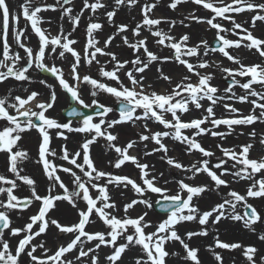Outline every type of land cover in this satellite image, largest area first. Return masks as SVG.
Returning <instances> with one entry per match:
<instances>
[{
  "label": "snow or ice",
  "instance_id": "6c2138e0",
  "mask_svg": "<svg viewBox=\"0 0 264 264\" xmlns=\"http://www.w3.org/2000/svg\"><path fill=\"white\" fill-rule=\"evenodd\" d=\"M187 2L189 0H170L168 7L175 10L179 4ZM191 2L208 10L209 17L190 14L184 19L205 23L210 29H214L217 46L210 47L207 40L191 44V37L188 34H183L179 38L170 35L176 21L151 16L160 0L145 3L141 7L142 20L134 27L126 23L117 24L114 18L122 7L132 9L139 4V0H112L111 10H106L109 5L105 0H82V7L75 14H73L74 0H55V4L24 0L19 6V12H12L6 0H0V46H2L0 83L9 78L32 83V78L28 75L31 69L47 72L55 78L60 88L76 105L83 108L94 107L96 117L100 118L95 122L93 116L84 115L76 107H72L67 115L82 116L79 126H73L71 122H59L46 115L54 107L57 93L54 86L48 84L45 79L39 80L40 84L49 89V97L45 101L38 99L40 93L37 91L29 93L27 89L25 92L28 94L25 97L20 95L13 97L11 90L8 96L0 97V121L6 122L0 127V154L6 156L7 172L0 174V264H21V259L25 255L29 258L30 264H100L98 250L102 246L112 249L111 253L104 257L107 264H120L123 255L137 247L139 255L133 257L134 264H168V257L178 255L176 252L170 253L166 248L168 243L174 241L179 242L185 252L181 259L190 261L191 264H201L198 258L199 249L190 247L185 242V239L178 234L177 225L198 221L202 226L199 231L185 233L187 240H191L193 237L208 236L209 231L205 226L209 222L216 225L223 219H230L241 222L243 227L251 232L256 231L254 225L264 223V216L248 203V198H264V156L259 159L250 157L252 143L240 145L239 151L216 144L215 147L222 153V157H217L216 162L213 163L211 158L215 153L202 146L198 139L204 135L224 139L234 131V126L253 125L257 121L264 123V64H244L240 57L233 56L229 51L244 47L249 51L254 49L261 58H264V39L254 36L249 28L238 23L232 15L254 12L251 17V28H255L257 21L264 22V3H257L256 0H191ZM102 9L106 10L104 15L107 23L113 26L115 31L103 41V47L99 46L100 40L97 39L96 34L102 31L104 26L97 22L98 18L96 20L90 18L85 28L86 43L81 53L74 47L77 41L71 38L72 32L78 28L86 10L95 15ZM49 10L59 11L60 19L66 18L71 24L72 31L66 33L62 24L56 35L42 28L40 25L46 21L39 14ZM21 15L38 38L36 48L26 43L29 40L26 35L27 29L18 26ZM218 19L228 21L231 27L216 22ZM47 22L51 23V21ZM162 23L169 24V32L159 27ZM180 23L188 27L184 24V20ZM145 30L155 39L156 45L170 49L172 54L161 57L151 51L148 47V37L142 36ZM127 32H131L137 39L130 40L124 35ZM229 33L238 38L229 39ZM9 35L12 43H9ZM117 37H120L123 45L131 50L132 59L121 60L115 52L107 50ZM14 47L22 49L24 55L15 52ZM209 53H219L237 67H224L216 61H209L206 59ZM69 55L72 58L69 74L72 81H75L74 84L65 78L62 68L55 63L49 65L46 62L49 59L66 60ZM98 56L108 57V60L101 64ZM167 62L182 66L185 70L179 74L175 82L171 75L163 71L162 65ZM94 63L99 66L100 79L88 74L81 75L80 68L83 65L90 67ZM154 63L158 65L157 80H163L169 85L163 91L155 90L151 83L146 82L147 77L144 73ZM108 65H111V69ZM213 67L230 81L223 89L224 95H220V89L212 84L213 74L206 71ZM121 73L126 77L128 84L121 79ZM244 78L248 79L244 80ZM81 85L90 87L91 103H86L82 98ZM254 86H259L262 90L258 91ZM235 87L244 90L245 94L236 95ZM100 94H107L115 100L119 106L118 118L107 119L114 108L101 103L97 98ZM228 101L248 103L252 106L251 111L248 115L239 114L238 109ZM32 104H35L38 111L33 110L30 106ZM218 104H222L231 118L216 117L215 108ZM193 108L202 110L201 116L187 121L182 119L184 114L191 112ZM257 110H259L258 114ZM141 121L144 131L138 134L137 139L129 140L124 146L115 143L119 137L110 131L111 129L128 123L135 126ZM149 121L162 126V130L152 131ZM221 125L226 126L229 131H216ZM53 129L57 130L56 136L64 141L69 139L66 133L83 134L84 140L75 151H70L66 145H62L58 154L50 146L52 140L50 130ZM31 130H35L40 137L36 163L42 166L43 174L49 181L46 195L39 194L36 181L32 177L22 174L24 168L21 165L30 159V154L21 148L19 142L23 139V134ZM248 135L254 139L257 133L253 130ZM98 138L106 141V149L116 153L115 160L110 161L112 167L120 169L130 163L138 170L139 183L129 176L115 175L96 167L90 152L91 146L98 142ZM165 138L183 145L184 151L189 155L194 152L199 153L201 159L190 166H185L175 157L168 155L171 149L164 143ZM146 142H151L154 147L145 150L144 156L161 153L160 159L169 169L191 173L186 176L188 180L194 179L199 174H205L212 183L190 185L185 179H178L174 181L178 190L170 195V190L159 184L164 173L153 174L154 166L141 162L137 155L130 153V150L141 143L147 149ZM259 143L264 146V134H261ZM55 158L66 162L69 166L55 164L53 162ZM229 161L232 162L230 167H225ZM74 169L78 170L79 174ZM60 172L72 178L71 183L74 187L71 191L58 174ZM224 176H231L234 181H249L246 193L240 194L230 190L227 193L228 198L223 199V202L201 212L193 203L194 198H199L203 193L210 191H215L219 195L222 186L229 187V181L225 180ZM21 183L28 186L30 196L19 197L15 194ZM168 183L169 181L165 179L164 184ZM109 186L117 189H128L130 186L139 198L125 203L123 215H117L120 209L110 195ZM57 187L63 190V194H53ZM92 190L97 194L93 195ZM149 192L158 194L160 199L156 203L160 204L161 209L167 214L166 219L155 225L147 219V211L136 217L128 215L129 210L136 205H144L146 209L152 208V202L144 198ZM120 194L123 195L122 192ZM78 200L83 201L86 208L80 209ZM34 201L40 202L37 213L31 215L23 227H13L11 213L28 209ZM57 201H66L77 209L79 218L76 223L61 224L57 219L49 216L50 210L56 207ZM241 205L245 209L242 214L236 211ZM93 216L103 223V231L87 230L86 226L93 223L91 220ZM51 227H55L59 233L71 235L72 239L49 254L51 250L45 247V241L39 243L33 241L46 234ZM149 228H154V231H146ZM6 231L11 237L18 238L14 248L10 241L4 238ZM258 239L264 241V232L258 234ZM120 240L124 242L118 243ZM213 240L214 245L209 246L207 251L212 253L217 264H223L221 254L215 251L217 248L229 251L242 249L247 264H257L258 249L255 246L224 242L218 235L214 236ZM91 242L95 243L89 247ZM38 250L40 255H37ZM73 252L77 254L72 259H68L67 256ZM259 264H264V256L259 257Z\"/></svg>",
  "mask_w": 264,
  "mask_h": 264
},
{
  "label": "rangeland",
  "instance_id": "374dc122",
  "mask_svg": "<svg viewBox=\"0 0 264 264\" xmlns=\"http://www.w3.org/2000/svg\"><path fill=\"white\" fill-rule=\"evenodd\" d=\"M155 0H139V4L132 8L131 10H127L126 8L122 7L121 10L117 13L115 16V22L117 24L120 23H126L130 26L134 27L137 22L142 20V14H141V7L145 3H153ZM163 1V8L164 12L162 14V18L169 20V21H176L175 28L172 27L171 31H176L175 36L176 38H179L183 34H188L193 40L190 42L191 44H196L201 40H207L209 42V45L211 47V43L215 40V30L210 29L207 24L205 23H196L194 20L188 19L185 20V17H188L190 14H195L198 17H209V11L205 10L201 5H196L189 0L187 3H182L180 5L184 6V10L181 9H175L172 10L168 7L170 0H162ZM10 10L12 12H19L20 8L19 6L24 3V0H6ZM37 2H43L46 4H55V0H37ZM257 3H264V0H256ZM105 3L109 5V8L106 10H111L112 7V0H105ZM74 13L78 12L80 8L82 7V0H74ZM105 9L98 10V12L93 15L90 11H85L84 15L81 18L80 24L76 31L72 32V37L77 41V44L74 46L77 50L81 51L83 50V47L86 43V34H85V28L87 26V23L89 22L90 18L92 20H96L98 18L97 22H100L103 24V30L98 32L97 39L100 40V45L103 47V41L107 38L108 35H111L115 29L113 26L109 25L107 23L106 16L104 15ZM250 14L254 15V12H249ZM234 15L236 20L239 19V17L242 15ZM43 19L44 23H42L40 26L44 29H48V31L52 35H56L59 32L60 25L62 24L64 27V31L71 32L72 27L71 24L68 22V20L65 18L64 20L60 19V12L59 11H43L39 14ZM153 17V15H151ZM181 20H184V24H187L188 27H185L183 24L180 23ZM47 21H51V23H48ZM216 22L223 23L225 27L230 28L231 24L228 21H220L219 19ZM241 23V22H238ZM261 27L260 30L263 31V34L258 36L261 39H264V22H258ZM242 24V23H241ZM19 28H26L27 32L26 35H28L29 40L26 42L28 43V46L36 48L38 43V38L35 36L34 33L31 31L30 24L26 23L23 16L21 15L19 20ZM244 27L249 28L253 35L255 36V30L251 28L250 26H246L243 24ZM169 31V25L166 28ZM124 35H127L130 40H135L137 38L132 36L131 32L124 33ZM142 36L148 37V47L151 51L156 53L157 55L164 57V56H170L171 50L167 48H162L161 46L156 45L155 39L151 37L150 33L146 30L143 32ZM142 38V37H141ZM229 39H237L238 37L232 36L231 33L228 34ZM9 43H12V38L9 35ZM156 46L157 50H152V47ZM15 52H19L21 55H24L23 50L19 47H14L13 49ZM110 52H115L118 57L121 60L125 59H132V53L131 50L128 49L126 46L123 45L122 40L120 37H117L112 45L107 49ZM230 54L233 56H238L242 60L244 64H264V58H261L258 53L255 52V50L249 51L248 49L241 47L239 49L233 48L229 49ZM0 52H2V46H0ZM2 58V56H0ZM101 64H103L106 60H108V57L104 56H98L97 57ZM71 56L69 55L66 60H60V59H49L46 62L51 65L55 63L58 67L62 68L65 73V78L69 80L70 83H75V81H72L71 76L69 74L70 72V62H71ZM209 61H216L217 63L222 64L224 67H232L235 68L237 65L230 62L226 57H223L219 53H209V56L206 57ZM164 64H166L171 70H168L167 67L165 68ZM162 65L163 71L171 75L175 80L179 78V74L183 73L185 70L182 66H177L175 63L167 62ZM157 64H153L149 70H147L144 75L147 77V83H151L155 90L157 91H163L164 89L168 88L169 85L163 81V80H157ZM98 65L95 63L91 65L90 67L88 65H83L80 68L81 75L88 74L91 75L93 78L100 79L98 76ZM108 68L111 69V65H108ZM2 70V69H0ZM206 71L211 72L214 76V79L212 80V84L220 89L219 94L224 95L223 89L226 87L223 84V80L226 79L224 74H222L219 70L213 68H209ZM29 75L31 78L35 79L36 84H31L29 82H21L16 81L13 78H9L8 80L4 81L3 83H0V97L8 96L9 90H11L12 96L20 95L21 97H25L28 93L25 92V89L28 90L30 93L31 91H37L40 93V96L38 97L39 100L45 101L49 97V89L46 88L44 85L39 83V80L45 79L48 84L53 85L55 88V91L57 93V101L52 109H50L46 115L55 118L59 122H66L63 117L61 116V111L64 110L66 107L69 106L68 98L65 94V92L60 88L58 82L55 80L54 77H52L47 72H40L39 70H36L35 68L31 69L29 71ZM121 79L124 80L125 84H128V81L126 77H124L123 73L120 74ZM193 80L195 81V77H193ZM228 80V79H227ZM108 83H114L111 81H106ZM38 85V87L33 86ZM257 88L258 91H261L262 89L259 88V86H254ZM80 91L82 98L85 100L86 103H91L92 97L90 96V87L87 85H81ZM234 92L236 95H243L244 90H242L239 87L234 88ZM99 101L101 103H104L108 106L113 107L116 102L115 100L108 96L107 94H100L98 97ZM11 102V98H10ZM228 103L233 104L234 107H236L239 111V114L242 115H248L251 111V105L248 103H239L235 101H228ZM207 104V102H205ZM33 110H37L35 108V104L30 105ZM216 117H225V118H231L230 114L223 108L222 104H218L215 108ZM259 113V110H257V114ZM13 114H15L13 112ZM202 114V110H197L195 108L192 109L191 112L184 114L182 119L184 120H190L194 118H199ZM118 118V115L113 111L112 113H109L107 119H115ZM99 117L95 118L94 121L98 122ZM6 122L0 121V127H2ZM149 127L152 129V131L162 130V126H159L157 124L152 123L151 121L148 122ZM73 126H79V123H72ZM143 122H138L137 125H132L131 123L128 124H121L116 126L114 129H111L114 134H117L119 139L115 142L116 144L120 146H124L129 140L137 139L138 134L143 132L144 129L142 127ZM205 127H211V125H204ZM262 126L264 127V123H261L257 121L253 125L248 126H234V131L231 132L230 135L225 136L224 139H221L219 137H212L211 135H204L199 137L202 146L212 150L215 153V156L212 157V162H216L217 157H222V153L215 147L216 144H221L225 148H233L239 151V146L244 145L247 143H252L253 148L250 152V157L253 159H259L260 157L264 156V146H261L259 143V139L261 134H264L263 130L261 129ZM237 128V129H236ZM264 129V128H263ZM253 130L256 131L257 136L253 139L248 134L252 132ZM55 129L50 130V134L52 137L51 140V148L55 149L57 153L59 154L60 148L62 145H66L67 148L70 151H75L78 149V146L80 143L84 140L83 134L78 133H66L69 136V139L67 141H64L62 138H59L56 136ZM216 131L220 132H228V128L224 125H221ZM243 133V134H241ZM40 137L38 133L35 130L28 131L23 134V139L19 142L21 148L28 151L30 154V159L23 162L21 167L24 168V172L22 174L29 175L36 181V188L39 194L46 195L47 194V187L49 184V181L43 174L42 166L36 163V160L38 159V144H39ZM147 143V149L144 148V144H137V146L130 150V153L132 155H137L141 162L148 163L149 165L154 166V173L155 175H159V173L163 172L164 177L160 180L159 184L161 187L168 188L169 194L173 195L178 190L177 184L174 182L178 179H185V182L190 185H202V184H211L212 182L205 174H199L194 179L188 180L186 179V176L191 175V173H184L177 171L175 169H169L168 165L160 159L161 153H155L151 156H144L143 153L145 150H151L154 145L151 142ZM164 143L169 146L171 149L168 153L169 156L175 157L179 162L184 164L185 166H190L192 163L196 162L197 160L201 159L199 153H192L191 155L187 154L184 151V146L180 145L179 143H176L172 141L169 138H165ZM106 141L103 138H98V142L93 144L91 146V157L95 162V165L97 168L111 172L115 175H125L129 176L134 180H138V170L134 168L133 165L130 163L122 166L120 169H116L112 167V164L110 161H114L116 158V153L111 149H106ZM52 159V158H50ZM225 159H227L225 157ZM55 164H64V166L67 165L66 162L59 160L58 158H55L53 161ZM231 161H229L228 165H225V167H230ZM76 170V169H74ZM78 172V170H76ZM0 174H7L6 172V156L4 154H0ZM62 180L64 181L65 185L69 188V191L73 189V185L71 183V177L65 173H58ZM79 174V172H78ZM10 175V174H8ZM225 180H232L233 184H240L241 182H244L246 187L249 185V181L245 180H238L234 181L233 177L231 176H224ZM167 179L169 181L168 184H164V180ZM104 181L102 180L101 183ZM20 183V182H18ZM240 186V185H238ZM110 187V195L112 199L116 202L118 208L120 209V212L116 213L117 215H123V205L125 203L130 202L132 199H138L136 193H134L130 186L128 189H117L113 186ZM240 194L242 193V188H236L233 189ZM93 191V195H96L97 193L95 190ZM123 193L121 195L120 193ZM228 191H225L222 189V187L219 189V195L215 191L205 192L203 193L199 198H194L193 203L199 207L200 211H207L210 210L212 206H214L217 203L223 202V199L228 198L227 193ZM63 194V190L59 189V187L56 188L55 192L53 194ZM15 194L19 197H27L30 196V190L28 186L23 185L21 183L20 187L15 191ZM145 199H148L152 202V205L156 203L157 200L160 199L158 194L153 193H146ZM56 207L49 212V216L51 218L57 219L61 224H73L78 221V213L77 209L75 208L74 213H72V216L70 218H67L69 215V212L73 211V207L68 204L66 201H57ZM248 203L253 205L258 212L261 214V216H264V198H248ZM78 207L80 209L86 208V205L83 201H77ZM40 206V202L34 201L31 206L28 209H25L23 211H13L11 213V219L13 221L12 226L13 227H23L25 223L28 222V218L31 215H34L37 213ZM144 211L148 212L147 219L151 221L154 225L158 224L162 220L166 219L167 216H160L156 214L153 209H146L144 205H136L133 209L129 210L128 215L132 217H136L139 214L143 213ZM237 212L243 213L244 208L243 206H238L236 209ZM91 220L93 223L87 225V230L89 232H95V231H103L104 225L101 221L98 220L97 217L93 216L91 217ZM226 220V219H225ZM229 221V220H227ZM220 222H223L221 220ZM240 227L243 230L242 235L241 231L238 235L234 237V239L228 240L227 236L229 235V231L226 230V228L221 224L218 223L216 225H212L211 222H209L207 227L209 231L208 236H199V237H193L191 240H187L185 237V233L189 231H199L202 226L199 225L198 221H190V222H183L176 226L178 234L185 239V242L189 244L190 247H194L199 249L198 252V258L201 261V264H217V262L214 260L213 255L211 252L207 251L209 246L214 245L213 237L218 235L221 241L233 243L238 242L244 246H255L258 249V253L256 256L257 264H259V257L264 256V241H260L258 239V234L260 232H264V228L262 223H258L254 225L256 231L251 232L248 229L244 228L242 223L239 222ZM35 227V226H34ZM146 231L151 232L154 231V228H149ZM5 239H8L13 246L15 247L18 238L11 237L7 231L5 233ZM72 239L71 235H65L62 233H59L55 227H51L46 234H42L39 238L33 241V243H39L40 241H45V247L49 248L51 251L49 254H52L60 245L64 244L66 245L70 240ZM211 239V240H210ZM123 240L118 241V243H123ZM95 242H91L88 246L91 247L94 245ZM167 250L171 252L178 253L177 256H170L167 258L168 264H191L190 261H185L181 259L185 255V252L182 248V246L179 244V242H170L166 246ZM112 251L109 247L102 246L101 249L98 250L99 258L104 259V256L110 254ZM216 252H219L223 258V264H226L228 261V258H231L230 263L231 264H247V261L245 257L242 255V249H236V250H225V249H215ZM77 253L73 252L67 256L68 259H72ZM106 254V255H102ZM37 255H40V251L38 250ZM139 255V248H133L128 250L123 255V260L121 263L125 260L132 261L134 263L133 257ZM104 262L107 264V262L104 260ZM103 263V261H102ZM101 263V264H102ZM21 264H30L29 258L25 255L21 259Z\"/></svg>",
  "mask_w": 264,
  "mask_h": 264
},
{
  "label": "bare ground",
  "instance_id": "6f19581e",
  "mask_svg": "<svg viewBox=\"0 0 264 264\" xmlns=\"http://www.w3.org/2000/svg\"><path fill=\"white\" fill-rule=\"evenodd\" d=\"M153 2H155V1H153ZM124 8H126L128 11L129 10H131V9H129V8H127V7H124ZM177 9H181V10H184V6H182V5H178V7H177ZM164 12V8H163V1L162 0H160V3L158 4V6L153 10V12L151 13V15H153V17L152 18H162V14L161 13H163ZM241 13H239V14H232V15H240ZM253 15L252 14H250L249 12H243V14L239 17V19L238 20H236L237 22H241L242 24H245L246 26H250L251 27V17H252ZM259 21H257V23H256V27L255 28H253L255 31V36L256 37H258V36H260V35H262L263 34V31H261L260 30V27H261V25L258 23ZM169 24L168 23H162L161 25H159V27L163 30V31H165V32H169L166 28H167V26H168ZM175 28V27H174ZM264 28V27H263ZM175 33H176V31H171L170 32V35H175ZM191 40H193L192 38H191ZM190 40V42H192ZM152 50H157V47L156 46H154V47H152ZM164 66H165V68L167 67V69L168 70H171V68H169L166 64H164ZM28 75H29V73H28ZM30 76V75H29ZM32 83L33 84H36L35 83V79H33L32 78ZM31 83V84H32ZM33 86H36V87H38V85H33ZM264 127L262 126V130H263V132H264V129H263ZM237 129V128H236ZM229 181V187H223L222 186V189H224L225 191H230V190H233V189H236V188H242V193L243 194H245L246 193V190H247V188H245V190H244V187H246V185H245V183L244 182H241L240 184H233V182H232V180H228ZM238 185H240V186H238ZM74 211H75V208H73V211L72 212H69V215L67 216V218H70L71 216H72V213H74ZM227 220H229V221H227ZM219 223H221L225 228H226V230L227 231H229V235L227 236V238H228V240H233L234 239V237L236 236V235H238L239 233H240V231H241V234L240 235H242V233H243V230H242V228L240 227V224H239V222L238 221H236V222H234V221H232V220H230V219H223V222H219ZM211 240V239H210ZM102 255H106V254H102ZM105 257V256H104ZM104 260L105 259H103L102 260V258H100V264L102 263V261H103V263L102 264H106L105 262H104ZM123 260V259H122ZM230 260H231V258H228V261L226 262V264H231L230 263ZM120 264H122L121 262H120ZM123 264H134L132 261H129V260H125L124 262H123Z\"/></svg>",
  "mask_w": 264,
  "mask_h": 264
},
{
  "label": "water",
  "instance_id": "95a60500",
  "mask_svg": "<svg viewBox=\"0 0 264 264\" xmlns=\"http://www.w3.org/2000/svg\"><path fill=\"white\" fill-rule=\"evenodd\" d=\"M227 84L229 83V82H226ZM70 102H71V107L70 108H68L67 110H65L62 114H63V116L68 120V121H71V120H76V121H79V120H82V116L81 117H69L68 115H67V112L72 108V107H76L75 105H74V101H72L71 100V98H70ZM77 108V110L78 111H80L81 113H83L84 115H91V116H96L95 115V108L93 109V110H89V109H87V108H83V109H80V108H78V107H76ZM118 108H119V106L117 105L116 107H115V109H116V111L118 112ZM119 113V112H118ZM21 119H23V118H21ZM161 203H164L163 201H161ZM153 208H154V210L157 212V213H159V214H165V212L161 209V207H160V204H155L154 206H153Z\"/></svg>",
  "mask_w": 264,
  "mask_h": 264
}]
</instances>
